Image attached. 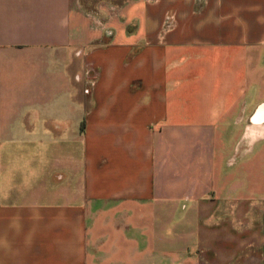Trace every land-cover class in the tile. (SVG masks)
Returning <instances> with one entry per match:
<instances>
[{"label":"crops","instance_id":"1","mask_svg":"<svg viewBox=\"0 0 264 264\" xmlns=\"http://www.w3.org/2000/svg\"><path fill=\"white\" fill-rule=\"evenodd\" d=\"M0 264H264V0H0Z\"/></svg>","mask_w":264,"mask_h":264},{"label":"rangeland","instance_id":"2","mask_svg":"<svg viewBox=\"0 0 264 264\" xmlns=\"http://www.w3.org/2000/svg\"><path fill=\"white\" fill-rule=\"evenodd\" d=\"M126 0H82V5L85 9L93 10V8L98 4L99 2H108L112 4H119Z\"/></svg>","mask_w":264,"mask_h":264}]
</instances>
